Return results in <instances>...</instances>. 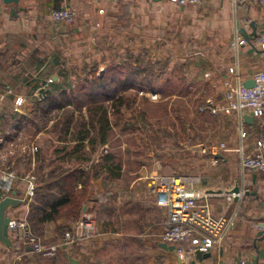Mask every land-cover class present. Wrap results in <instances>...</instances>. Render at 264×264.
<instances>
[{
  "label": "crops",
  "instance_id": "0c3cea01",
  "mask_svg": "<svg viewBox=\"0 0 264 264\" xmlns=\"http://www.w3.org/2000/svg\"><path fill=\"white\" fill-rule=\"evenodd\" d=\"M62 8L76 13L72 23L51 21V13ZM263 16L264 8L258 0H202L199 5L156 0H18L17 4L0 0V170L11 169L20 177L31 175L36 180V190L47 189L60 196L51 176L81 168L82 178L76 190L85 185L87 194L77 221L84 214L96 221L93 237L62 248L52 258L35 255L21 245L15 233H9L11 245L0 242V264H68L70 252L81 264H236L241 260L245 264H264V185L259 172L241 168L235 152L240 146L245 154H251L257 141L264 142V117H253L248 123L244 112L240 116H211L206 112L218 120L226 150L215 158L208 151L210 145H197L194 156H198V166L192 173H179L181 166L175 161L174 165L163 164L173 167L170 173L159 174L153 168L128 183H120L123 170L113 154L85 156L84 146L75 154L70 152L73 142L66 132L48 138L45 151L18 155L5 150L12 132L31 122L29 115L40 104L49 103L45 95L54 83L84 75L87 62H81L79 54L95 45L102 24L110 32L124 30L131 37L139 34L144 38L141 48L146 47L143 41L156 30L161 32L156 39L163 45L171 43L172 48L187 49V63L196 57L192 62L200 70L196 77L211 92L204 106L210 100L223 102L225 80L232 87L245 86L253 81L255 73L264 72V53L258 49ZM237 40L245 44L237 45ZM120 58L116 56L115 60ZM102 62L106 61L93 63L98 66ZM110 63L102 69L98 67L99 72ZM230 68H234L233 74ZM240 124L246 132L242 139L238 134ZM65 146L67 153L62 151ZM156 174L196 180L191 186L211 195L215 217L235 216L234 228L220 246L208 253L207 259L197 261L190 254L180 260L161 246L159 235L167 228V210L155 205L144 180ZM236 185L241 197L227 200L225 194ZM25 189V182L15 184L14 197L23 202L7 211L10 219L28 216L34 198L27 204ZM76 222L61 219L44 223L40 237L43 244L59 241L60 234Z\"/></svg>",
  "mask_w": 264,
  "mask_h": 264
},
{
  "label": "rangeland",
  "instance_id": "374dc122",
  "mask_svg": "<svg viewBox=\"0 0 264 264\" xmlns=\"http://www.w3.org/2000/svg\"><path fill=\"white\" fill-rule=\"evenodd\" d=\"M104 27L102 24L98 40H95V45L90 51L83 50L79 54V60L87 62L88 69L93 66L94 61L105 60L106 62L98 64L102 69L109 61L118 62L119 60H115L116 56L127 59L123 56L128 53L142 56L145 61H160L158 68H155V74L160 68L166 73L159 79L136 83L138 88L127 90L124 96L128 98V102L120 108V112L115 114L113 110H109L111 129L107 132V143L98 147L86 143L83 145V153L90 157L113 154L114 161L123 170L120 183L131 182L153 168L158 170L159 174L172 172L170 168L173 167L163 165L169 155L176 156L175 160L181 166L180 170H177L179 173H192L193 168L198 166L194 147L204 145L203 147L207 148L209 145L215 146L223 142L218 120L209 117L205 111L200 112L202 101L210 97L211 92L204 81L196 77L200 71L198 66L192 63L197 60L196 57L188 64L186 60L190 58V53L187 49L172 48L171 43L163 45L161 40L156 39V36L161 34L156 30L143 41L146 47L141 48L144 38L141 39L139 34L134 33L131 37L128 33L125 35L124 30L115 33L103 29ZM141 76L143 77V74ZM74 78L72 90L75 91L74 94L79 95L78 99L73 101L70 107L59 109L53 103L40 104L35 112L28 114L31 122H27L25 126L20 125L12 132L5 146L6 151L11 150L18 155L22 152L26 154L31 152L32 146L45 151L48 146L45 141L48 138L64 135L67 130L71 136L76 130V124L86 122L87 108L95 104L79 107L87 100L85 94L79 91L80 85H87L83 76ZM96 92L101 91L95 87L92 93ZM66 97L73 99L70 91L66 92ZM68 120L71 123L65 127L64 124ZM126 122L134 124L136 128L123 130ZM160 131L170 133L171 137H165ZM197 153L199 155L201 151ZM162 154V159L157 158ZM34 182L36 183V180Z\"/></svg>",
  "mask_w": 264,
  "mask_h": 264
},
{
  "label": "built area",
  "instance_id": "2783aa9c",
  "mask_svg": "<svg viewBox=\"0 0 264 264\" xmlns=\"http://www.w3.org/2000/svg\"><path fill=\"white\" fill-rule=\"evenodd\" d=\"M177 5H199L202 0H156ZM264 8V0H258ZM54 23H72L76 13L69 8L53 11L50 15ZM262 35L259 37L258 49L264 53V16L260 22ZM237 45H244L245 41L237 40ZM234 68L229 73H234ZM254 86L245 88L242 85L232 87L227 80L224 81L223 102L218 104L210 100L200 112H208L211 116L241 115L242 112H250L253 117L261 118L264 115V72L260 71L253 76ZM241 122V119H240ZM242 139L246 132L241 128L238 131ZM226 150L225 143H220L208 148L213 157H217L220 151ZM32 154L37 148H30ZM239 156V164L242 169L254 170L260 173L264 185V142L257 141L251 154H245L239 146L235 149ZM215 158L213 163H216ZM34 177L17 176L11 169L0 170V201L11 196L15 184L25 182V198L27 204L32 202L36 191ZM149 193L154 197L155 205L167 210V228L159 235V240L173 246V253L180 260L186 255H192L196 251L209 253L214 247L220 246L226 234L235 226V216L215 217L212 214L211 195L194 189L191 184L196 180L178 175L164 176L153 175L144 177ZM242 193L225 194L227 200L241 197ZM9 233L18 236L22 246L37 256L48 258L55 257L64 247L73 245L76 241L89 239L96 233V221L88 214H84L73 227L63 231L62 238L51 244H43L41 238L35 235L31 229L27 216L21 219H10L7 224ZM236 264H245L239 261Z\"/></svg>",
  "mask_w": 264,
  "mask_h": 264
},
{
  "label": "trees",
  "instance_id": "16d2710c",
  "mask_svg": "<svg viewBox=\"0 0 264 264\" xmlns=\"http://www.w3.org/2000/svg\"><path fill=\"white\" fill-rule=\"evenodd\" d=\"M124 57L127 59H120L116 63H110L101 73L96 64L85 71L83 77L87 86L80 85L79 91L85 94L87 100L81 103L79 107L82 108L91 104L95 105L87 108L86 122L82 121L76 124V130L71 135L73 143L69 148L70 152L77 153L81 150L80 147L83 146L85 141H87V144L95 147L105 145L107 143V132L111 129L108 118L109 110H113L115 114L119 113L120 108L125 102H128V98L124 96L127 90L138 88L136 83H142L143 80L152 81L159 79L166 73L163 68H160L157 74H155V68H158L160 61H145L142 56H134L128 53ZM141 74H143V77ZM72 87V81L64 78L62 82L53 84L52 90L46 93L45 100L57 105V109L65 106L70 107L72 102L79 97V95L74 94L75 91L72 90ZM95 87L101 92L92 93V89ZM67 91H70L73 99H66ZM203 103L204 100L202 101ZM67 122L64 124L65 127L71 123L69 120ZM135 128L134 124L126 122L122 129L133 130ZM68 132L67 130V135L69 134ZM160 132L165 137H171L170 133L166 131ZM67 147L62 148V151L67 153ZM163 155H158L157 158L162 159ZM105 159L107 158L105 157ZM175 159L176 156L169 155L165 158V161L166 163H172L176 161ZM172 164L174 165L175 163ZM82 171L81 168H76L62 175L56 174L51 176L54 179V184H56L60 191V196H55L47 189L42 190V188H38L36 190L34 201L30 204V212L27 216L35 235L41 237L43 225L48 221L56 222L61 219L69 222L77 221L87 194L85 185L79 191L76 190L77 182L82 178ZM84 178L85 181L88 180V178ZM58 231H60L59 228Z\"/></svg>",
  "mask_w": 264,
  "mask_h": 264
},
{
  "label": "water",
  "instance_id": "95a60500",
  "mask_svg": "<svg viewBox=\"0 0 264 264\" xmlns=\"http://www.w3.org/2000/svg\"><path fill=\"white\" fill-rule=\"evenodd\" d=\"M4 4H17L18 0H1ZM252 28L254 29V24H251ZM241 35L248 40L247 36H245L244 32L241 30ZM254 86V81H250L247 82L245 84V88H251ZM243 118L245 119L246 122L251 123L253 116L250 112L245 111L243 113ZM234 194L239 193V186L236 185L232 192ZM15 193L13 192L11 196L4 198L3 200L0 201V242L3 243L6 246H10L11 245V241L9 238V232L7 230V224L10 221V218L7 216V211L9 209L15 208L17 206H19L23 201L14 197ZM236 199V198H235ZM161 246L164 249H167L169 251H173V246H168L166 244H161ZM194 256L196 258L197 261H201L203 259H207L209 257L208 253H203L200 251H196L194 253ZM68 264H81L80 261L77 259V257L70 252L68 254Z\"/></svg>",
  "mask_w": 264,
  "mask_h": 264
}]
</instances>
